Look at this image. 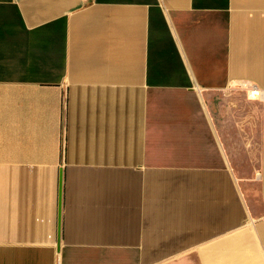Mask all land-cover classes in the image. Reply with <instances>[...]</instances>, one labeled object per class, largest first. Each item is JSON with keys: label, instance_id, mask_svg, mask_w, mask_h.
Wrapping results in <instances>:
<instances>
[{"label": "crops", "instance_id": "obj_1", "mask_svg": "<svg viewBox=\"0 0 264 264\" xmlns=\"http://www.w3.org/2000/svg\"><path fill=\"white\" fill-rule=\"evenodd\" d=\"M241 82L264 0H0V264H264V100L206 104Z\"/></svg>", "mask_w": 264, "mask_h": 264}, {"label": "rangeland", "instance_id": "obj_2", "mask_svg": "<svg viewBox=\"0 0 264 264\" xmlns=\"http://www.w3.org/2000/svg\"><path fill=\"white\" fill-rule=\"evenodd\" d=\"M241 85H237L230 93L222 95H209L206 98V104L210 111L211 117L215 120L216 124L222 125V113L225 109H232L238 106V103L251 104L258 100L250 97L251 83L241 82ZM262 100V99H260ZM221 128V127H220ZM224 128L220 129V134H224ZM234 169L236 171V177L242 184V190L244 198L246 199L252 215L264 213V175L261 174H247L242 172V167L234 163Z\"/></svg>", "mask_w": 264, "mask_h": 264}, {"label": "bare ground", "instance_id": "obj_3", "mask_svg": "<svg viewBox=\"0 0 264 264\" xmlns=\"http://www.w3.org/2000/svg\"><path fill=\"white\" fill-rule=\"evenodd\" d=\"M251 85H253V87H254L256 84H251ZM256 86H258V85H256ZM250 97L253 99L264 100V89L262 87H259V86L256 89L251 88Z\"/></svg>", "mask_w": 264, "mask_h": 264}, {"label": "built area", "instance_id": "obj_4", "mask_svg": "<svg viewBox=\"0 0 264 264\" xmlns=\"http://www.w3.org/2000/svg\"><path fill=\"white\" fill-rule=\"evenodd\" d=\"M250 86H251V88H255V89L258 87V86H256V85H255L254 87H253V85H250Z\"/></svg>", "mask_w": 264, "mask_h": 264}]
</instances>
